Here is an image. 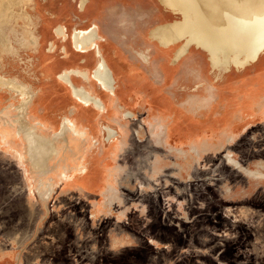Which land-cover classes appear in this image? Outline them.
<instances>
[{
	"label": "rangeland",
	"instance_id": "obj_1",
	"mask_svg": "<svg viewBox=\"0 0 264 264\" xmlns=\"http://www.w3.org/2000/svg\"><path fill=\"white\" fill-rule=\"evenodd\" d=\"M0 12L1 72L36 92L29 119L46 134L69 129L38 172L22 98L0 89V264H264V50L222 71L198 44L175 59L183 41L168 48L151 31L184 13L161 0H0ZM95 25L97 47L78 50L75 30ZM100 54L113 92L93 76ZM71 70L88 72L72 79L106 109L74 95L59 77ZM162 83L189 88L183 120L153 112L170 95ZM216 97L222 125L203 127Z\"/></svg>",
	"mask_w": 264,
	"mask_h": 264
},
{
	"label": "bare ground",
	"instance_id": "obj_2",
	"mask_svg": "<svg viewBox=\"0 0 264 264\" xmlns=\"http://www.w3.org/2000/svg\"><path fill=\"white\" fill-rule=\"evenodd\" d=\"M161 1L169 9L181 10L184 13L182 20L162 24L151 31V35L168 48L183 41L174 53L175 59L183 56L193 44H198L209 52V59L213 67L222 71L224 68H229L230 65L242 68L256 60L264 50V0ZM86 2L87 0H81V6L83 7ZM1 17L2 12H0V41L4 43L7 40L6 27ZM56 31L60 35H66L63 27H58ZM99 39H101V34L96 25L87 30L77 29L73 34L75 46L78 50L83 51L89 48L95 49ZM73 74L80 75L86 80L89 77L88 72L84 70L64 71L59 77L71 86L74 95L82 102L92 103L100 110L106 109L107 107L101 97L93 94L85 86L75 84L72 79ZM93 76L103 88L110 92L115 91V79L103 54H100V61L94 69ZM205 86L208 89V84ZM2 88L10 89L22 98L17 106L18 127L26 142L27 160L38 172L49 171L50 160L60 155L56 138L65 132H69L68 122H62L60 129L55 131L53 135L46 134L41 128L43 125L33 123L29 119L30 106L36 99V92L17 77L4 75L0 70V89ZM156 88L159 92H164L166 90L165 83L158 84ZM188 91H190L188 87L184 89L169 88L167 92L170 95L159 99L160 102L165 99L163 104L158 105V108L161 107L162 109L155 107L153 112L155 114L163 112L166 115L165 122H167L168 117L171 116L175 119L178 116L176 111L179 109L182 111L180 120H183L186 114L182 110L184 109L182 101H187L188 97L181 96V93ZM221 100L222 97H216L211 109L208 111L199 110L197 118L200 119L203 127L211 124L214 126L222 125V123H218L220 115L216 113V111L224 108ZM105 129L111 133L110 126L105 125ZM189 132H185L186 135ZM82 135L86 140L87 131ZM167 135L171 141L173 137L171 126L167 130Z\"/></svg>",
	"mask_w": 264,
	"mask_h": 264
}]
</instances>
